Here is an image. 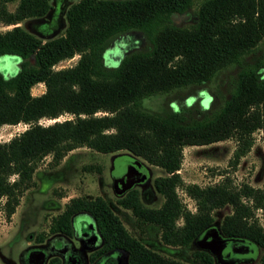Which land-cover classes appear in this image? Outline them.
Returning a JSON list of instances; mask_svg holds the SVG:
<instances>
[{"label": "trees", "instance_id": "obj_1", "mask_svg": "<svg viewBox=\"0 0 264 264\" xmlns=\"http://www.w3.org/2000/svg\"><path fill=\"white\" fill-rule=\"evenodd\" d=\"M192 4L77 0L66 10L63 33L44 40L20 23L46 15L50 0H0V24L12 26L0 31V127L27 124L0 142V197L6 198L8 218L35 185L33 174L45 157L50 156V166H57L79 147L101 153L125 149L165 172L153 179V189L164 199L159 207L144 205L136 188L117 197L138 227L156 226L164 245L187 247L215 223L216 210L229 206L231 212L219 222L221 234L264 248V227L256 217L264 208V187L236 184L229 176L214 185L186 184L178 173L185 146L232 140V168L251 150L256 132L264 147V0H203L194 21L187 26L176 23ZM129 32H140L146 45L108 65V42ZM75 55L74 65L54 69ZM229 67L235 74L217 109L161 112L143 105L148 97L206 85ZM37 83L45 90L33 95ZM65 114L68 117L57 120ZM42 118L54 121L45 125L39 122ZM178 187L195 202L196 211L182 204ZM81 212L92 216L103 240L92 261L119 249L127 253V264H187L143 244L101 196L70 198L51 218L47 236H72V219ZM45 238L37 236L38 241ZM192 257L200 264H215L204 249L193 250ZM48 264H60V259L52 256Z\"/></svg>", "mask_w": 264, "mask_h": 264}, {"label": "rangeland", "instance_id": "obj_2", "mask_svg": "<svg viewBox=\"0 0 264 264\" xmlns=\"http://www.w3.org/2000/svg\"><path fill=\"white\" fill-rule=\"evenodd\" d=\"M68 0H51L53 8L42 16L25 20L20 25L40 39H51L63 33L66 27V10ZM203 0H193L189 10L176 19V23L182 26L189 25L195 20L199 4ZM15 4L9 3L12 10ZM12 26L0 24V31ZM146 45L144 36L140 32L125 33L112 37L106 47V62L115 58L121 59L131 51L143 48ZM264 48V40L261 43ZM78 55L65 59L54 66L60 69L74 65ZM108 58V59H107ZM110 58V60H109ZM17 66L15 65V69ZM235 69L229 67L216 74L210 83L203 86H187L173 90L167 94H159L144 99L143 105L153 111H165L183 109L186 107H202L208 110L217 109L228 95V89L233 80ZM45 86L37 83L31 88L33 95L43 93ZM68 117L67 114L57 120ZM54 120L42 118L41 124H49ZM27 127L24 123L16 125L4 124L0 127V142H6L19 134ZM255 146L249 152L246 159L235 168L229 166V158L235 148V142L224 140L203 146H185L183 149V161L179 175L183 183H197L201 186L214 185L229 176L234 183L252 182L255 187H264V147L260 140V133H255ZM50 156L45 157L33 174L35 185L24 192L20 198L15 212L8 218L4 211L5 196L0 197V248L5 246L0 254V264H6L4 256L8 255L10 264H21L24 253L34 247V240L39 234L47 236L50 220L59 214L66 202L72 197L85 196L94 198L101 196L110 205L111 209L119 216L129 232L139 238L147 247L157 250L159 253L180 260L187 264H200L192 257L195 249H204L212 254L215 264H264V248L241 238L224 237L219 230L221 218L230 213L229 206H225L214 212L215 223L208 228L215 231L219 242L224 241L246 243L247 251L236 252L233 260L221 262L220 249H214L210 243V237L199 235L187 247H172L164 245L160 240L159 229L156 226L138 227L136 220L129 209L117 204V186L121 189V166L135 161L147 169L144 180L134 182L131 188L139 192L141 202L148 207H159L163 197L153 189V179L162 176L165 172L149 165L143 159L122 149L109 153H101L87 147H79L70 151L57 166H50ZM15 176H11V180ZM117 178V179H116ZM128 190V189H127ZM125 190V191H127ZM124 191V192H125ZM123 194V193H121ZM177 194L182 204L191 211H196L195 202L189 198L182 187L177 188ZM256 217L264 227V208L256 211ZM25 220H24V219ZM178 225L182 219H178ZM30 235H32L30 237ZM33 239V240H30ZM30 240V241H29ZM49 242V243H48ZM103 243L92 216L88 213H77L72 219V236L51 237L44 244L49 256H57L60 264H127L128 255L125 251L113 249L90 261V251L97 250ZM213 244V245H212ZM219 244V243H218ZM217 244V245H218ZM208 245V247H207ZM40 250V249H38ZM33 250V251H38ZM33 251H29L33 252ZM43 251V250H40ZM44 252V251H43ZM28 253V254H29ZM45 253V252H44ZM74 262V263H73Z\"/></svg>", "mask_w": 264, "mask_h": 264}, {"label": "water", "instance_id": "obj_3", "mask_svg": "<svg viewBox=\"0 0 264 264\" xmlns=\"http://www.w3.org/2000/svg\"><path fill=\"white\" fill-rule=\"evenodd\" d=\"M122 170V184L123 186L121 187V189L117 186V193L121 194L124 193L125 190L130 189L132 184L134 182H138V181H142L146 178L147 176V169L140 163H137L135 161L129 162V164H126L124 166V164L121 166L120 168ZM117 179V178H116ZM215 231L211 230V229H207L205 230L203 233H201V235L203 234L204 237H210V243L213 244H222L221 246H219L220 249V255H227L230 256L233 254V250L230 249L229 247L225 246V241L223 243H220L219 238L217 239V234L215 235L214 233ZM218 246V245H217ZM208 247V245H207ZM225 253V254H223ZM45 259V253L43 251H33L30 252L28 254V260L29 261H33L35 264H42L44 262ZM74 263V262H73ZM76 264V262L74 263Z\"/></svg>", "mask_w": 264, "mask_h": 264}, {"label": "flooded vegetation", "instance_id": "obj_4", "mask_svg": "<svg viewBox=\"0 0 264 264\" xmlns=\"http://www.w3.org/2000/svg\"><path fill=\"white\" fill-rule=\"evenodd\" d=\"M24 219V218H23ZM25 220V219H24ZM32 235H30V237H31ZM48 239H51V237H49ZM48 239H43L42 241H38V240H34V242L33 243H35L34 244V247L33 248H31L30 250H28V251H26L25 253H24V255L22 256V259H21V261H22V263L21 264H35L33 261H29L28 260V253H29V251H33V250H38V249H40V250H43L44 252H45V259H44V262L42 263V264H48V262H49V260H50V258L52 257V256H49L48 257V254H47V251L45 250V248H44V244L48 241ZM30 240H33V239H30ZM29 240V241H30ZM236 242V241H235ZM235 242H228V240L227 241H225V246H227V247H229L230 249H232L233 250V254L232 255H230V256H227L225 253H223V254H225V255H223V256H221L220 255V259H221V262H226V263H228L230 260L232 261L233 260V257H234V255L236 254V252H240V250H243L244 252L245 251H247V248H249V246H247L246 245V243H243L242 241H240L239 243H235ZM49 243V242H48ZM213 245V244H212ZM215 246H214V249H218V247L219 246H221L220 244H218V247H217V244L215 243L214 244ZM7 250L6 248H5V246H1V248H0V254L2 253V251L3 250ZM219 250V249H218ZM96 250H91L90 251V256H89V259H90V261H92L91 260V257H92V255H93V253L95 252ZM8 257V255H6V256H4V260H5V263L6 264H10L9 263V260L10 259H8L7 258ZM54 257H57V256H55L54 255ZM76 262H80L79 261V259H77L76 260ZM93 262V261H92ZM81 264V263H80Z\"/></svg>", "mask_w": 264, "mask_h": 264}, {"label": "crops", "instance_id": "obj_5", "mask_svg": "<svg viewBox=\"0 0 264 264\" xmlns=\"http://www.w3.org/2000/svg\"><path fill=\"white\" fill-rule=\"evenodd\" d=\"M75 1H77V0H68L67 2V8H68V6L71 4V3H73V2H75ZM14 4H15V2H13ZM50 4H51V9L53 8V5H52V2H51V0H50ZM50 9V10H51ZM255 146V143H254V145L252 146V148H251V150L253 149V147ZM263 146V145H262ZM251 150L249 151V152H251ZM249 152L246 154V155H244L242 158H241V160H240V162L242 163L245 159H246V157L248 156V154H249ZM239 162V163H240ZM251 183V185H253V186H255V184H253L252 182H250ZM259 185L257 184V187H258ZM139 239V238H138ZM140 240V239H139ZM141 241V240H140ZM142 242V241H141Z\"/></svg>", "mask_w": 264, "mask_h": 264}, {"label": "built area", "instance_id": "obj_6", "mask_svg": "<svg viewBox=\"0 0 264 264\" xmlns=\"http://www.w3.org/2000/svg\"><path fill=\"white\" fill-rule=\"evenodd\" d=\"M27 125V124H26Z\"/></svg>", "mask_w": 264, "mask_h": 264}]
</instances>
